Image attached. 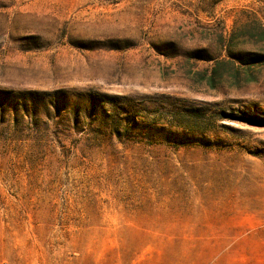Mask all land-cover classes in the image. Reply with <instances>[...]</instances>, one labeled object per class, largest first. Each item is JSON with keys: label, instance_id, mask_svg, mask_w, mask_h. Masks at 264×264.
Returning a JSON list of instances; mask_svg holds the SVG:
<instances>
[{"label": "rangeland", "instance_id": "374dc122", "mask_svg": "<svg viewBox=\"0 0 264 264\" xmlns=\"http://www.w3.org/2000/svg\"><path fill=\"white\" fill-rule=\"evenodd\" d=\"M0 264H264V0H0Z\"/></svg>", "mask_w": 264, "mask_h": 264}]
</instances>
